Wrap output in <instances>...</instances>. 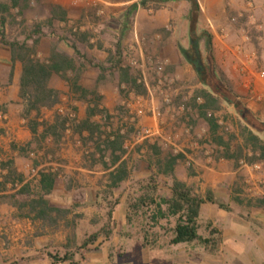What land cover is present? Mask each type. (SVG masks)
<instances>
[{"label":"rangeland","instance_id":"rangeland-1","mask_svg":"<svg viewBox=\"0 0 264 264\" xmlns=\"http://www.w3.org/2000/svg\"><path fill=\"white\" fill-rule=\"evenodd\" d=\"M28 1L18 0V7L3 15L6 18L3 25L5 39L23 40L25 35L36 34L34 30L39 27L40 35H45L53 29L66 43V39L70 38V32L89 30L90 44L94 48L88 44H81L79 47L78 55L83 57L85 66L80 83L82 86L93 88L98 75H102L98 90L103 96V106L110 115L108 119L97 116L93 120L102 123L107 132L121 130L126 135L124 143L126 153L123 160L126 163L128 179L122 182L119 188L111 190L107 187L108 171L99 164H93L89 155L92 145L84 146L77 137L72 138L69 135L60 144L57 159L51 160L57 166L61 178L73 184V194L80 197V201L77 205H73L70 212L61 215L57 224L53 226L52 231L57 234L58 242L62 240L65 232L75 234L80 243L81 238L86 239L97 233L106 236L101 228L110 231L111 219L107 214L109 208L113 209L120 198H124L129 206L127 234L134 237L135 244H138V235L144 236L145 232L150 243L158 239L169 242L174 220L169 219V223L163 221L159 228L158 224L152 225L143 215L146 213L148 216L147 209L136 207L138 197L143 194L142 186L149 181L157 185V192L160 195L167 194L165 184H170V180L161 173L160 168H163V165H159L158 160L164 162L168 156L182 155L174 166V175L179 180L189 183L194 190L207 180L230 176L236 179L237 188L241 191L245 190L243 193L246 198L259 196V193H254L253 189L249 190L251 179H258L256 184L263 186L264 190V162L259 163V169H250L241 167L231 160L218 159L219 153L213 143L211 130L194 107L192 98L195 92L203 87L198 82L194 69L179 51L180 47L188 46L185 14L189 4L186 0L149 1L146 7L138 4L140 0H133L129 5L108 11L104 3L93 6L86 0H77L70 7L68 18L70 21L64 25H50L47 18L42 16L43 4L38 0H33L31 4L27 3ZM197 1L201 9L202 28L208 31L215 28L220 32L221 26L226 24L230 31L228 46L232 48L240 46L242 50L247 48L250 40L245 36L249 37V33L245 29L244 20L232 21L234 14L228 12L227 8L231 0ZM0 2L10 4L11 0H0ZM205 2L211 3L210 10L207 9ZM128 6L131 11L128 16H122L125 23L122 32L110 27L109 19ZM29 17L32 20L27 22L26 19ZM217 22L220 24L218 28L215 25ZM42 29L44 32L41 31ZM118 44H120L121 65L130 68L131 74L138 77V82L142 83L141 89H144L143 94L130 91L125 85L119 87L117 73L104 63L105 51L111 48L115 50ZM215 45L217 46L216 42ZM216 46H213L215 52ZM64 47L60 48L66 51L72 50ZM98 65H102L104 69H100ZM218 66L227 69L223 62L219 61ZM237 66L239 67L238 63ZM259 72H264V69L254 72L255 77L263 81L257 75ZM1 73L0 69V76ZM5 82V79H0L1 91H4L3 89L8 85ZM50 84L62 92V103L52 110L44 111V118H51L55 111L60 110L68 117H73L74 106L77 107V119L84 117L87 104L68 96V88L59 76H53ZM246 88L249 94L247 96L240 94L237 89L235 91L242 96L246 106L247 100L254 96L255 103L260 104L261 107H256V110L252 109V111L264 121V92H254L250 86ZM214 116L220 126L218 134L225 138L235 134L236 139H233V144L241 142L239 133L242 122L232 106L222 103V109L216 111ZM187 128H189L188 132L185 131ZM67 134H70L69 130ZM6 139L8 138H4V141L0 140V147L8 143ZM152 146L159 148L160 153L157 154ZM23 168L25 178L28 182L34 183L38 177L36 170H31L27 166ZM93 195H97L98 199L111 196L110 203L87 202L85 198ZM90 206H94V209L87 208ZM6 222L0 219V246L6 240L12 242V238L16 247L21 246L22 243L33 245L31 240L38 232L37 227H26L27 220L19 218L14 220L12 227L8 229L13 233L8 234ZM39 245L41 247V244ZM40 247L36 250L41 251ZM127 256H129L126 259L128 264H138V246L133 247Z\"/></svg>","mask_w":264,"mask_h":264},{"label":"crops","instance_id":"crops-1","mask_svg":"<svg viewBox=\"0 0 264 264\" xmlns=\"http://www.w3.org/2000/svg\"><path fill=\"white\" fill-rule=\"evenodd\" d=\"M38 1L44 6L42 16L47 18L50 25H64L70 21L68 18L73 0ZM104 1L107 11L133 3V0ZM27 3H33V0H29ZM205 3L207 9L210 10L211 3ZM227 5L228 12L234 15L244 8L243 0H231ZM52 6H58L59 10L64 12V19H52ZM256 6V24L249 25L245 18L242 19L250 37H245L250 41L244 50L240 46L233 48L228 46L230 42L228 25L225 26L226 24H224V26H221L220 32L215 28L210 30L212 46L215 47V42L217 43L216 52L214 51L217 64L219 61L225 64L227 69L222 70L232 81V84L234 82V89H237L244 96L249 95L246 88L248 86L254 92H264L263 81H259L254 75V72L264 69V0H256ZM129 9L130 7L128 6L116 12L115 17L109 19L108 25L122 32V28L125 26L122 16L125 10L127 12ZM59 10L56 9V13ZM31 20V17L26 19L27 22ZM215 25L218 28L220 24L217 22ZM41 31L44 32L43 29ZM86 31L88 32L89 30ZM33 38H38L36 54L42 61L48 59L54 48L58 51H65L60 48L65 46L64 41L56 35L53 29H50L45 35H40V31L36 34L31 33L26 42L30 44ZM119 39L121 40V38ZM90 43L91 38L88 41V45L94 48ZM80 46L81 44L78 43V48ZM112 54L114 55V49H107L105 51V61ZM88 66H90V63ZM0 69L2 72L0 79H5V83L8 84L3 89L4 91L0 90V105L5 107L4 112L0 111V140L4 141V138H8L6 139L8 143L0 147V164L7 160H12L15 170L23 176L22 181L15 179L13 183H6V188L0 192V194L7 197L4 202L0 203V219L7 221L6 232L8 234L13 233V231H8V229L12 227L14 220L19 218L27 220L26 227L38 228L37 234H34L31 240L33 245L22 243L21 246L16 247L13 238L12 242L7 240L2 242L0 246V264H128L126 259L130 255H127L136 246H138V264H264V207L257 202L258 199H264L263 186L256 184L258 179H251L249 190L253 189L254 193H259V196L246 198L243 193L245 190L241 191L240 188H237L238 183L233 176L207 180L195 189L199 194H204L207 190H210L216 200L214 204L204 203L201 205L198 213V234L203 237H213L215 242L213 248L211 245L205 246L196 242L172 245L168 241L165 242L161 239L152 243H144L141 235H138V244H135V241H133L134 237L127 234L129 228L127 223L128 208L124 198L118 199L116 206L112 210L108 236L99 235L93 242H87L82 245L85 238H81L82 242L80 243L75 234L72 235L65 232L62 240L58 242V236L53 233L52 229L61 216H57L55 211L47 210V218L55 219L56 221L53 223L43 221L41 217L37 216L35 211H30L27 196L21 195L16 197L17 200L9 196L26 183L31 190H36L39 170L51 167L52 170L58 172V175L52 194L44 197L48 203L47 207L67 209L70 212L73 209V205H77L80 201V197L73 194V184L61 178L57 166L51 160L57 159L58 150L54 154H46L44 148H33V151H21V148L32 139V134L26 126L25 120L21 117L23 106L22 101L18 97L21 64L17 61L14 63L12 81L8 83L11 70V51L1 42ZM253 98L254 96H251L247 100V107L254 111L256 107L261 106L255 103ZM32 147L34 146L32 145ZM23 166L30 167L31 170H36L38 173L34 183L28 182L27 178H25ZM6 172V169H1L0 167L1 176ZM85 199L87 202L91 201L94 204H99L101 201H109L111 196L106 199H98L97 195H93L91 197L87 196ZM218 204L226 206L228 209L219 208ZM87 208L94 209V206ZM162 223L163 221H160L157 226L161 228L160 225ZM212 230H215V233H210ZM8 238L9 236L6 239ZM39 244H41V247ZM38 247L41 248V251L36 250ZM50 255L67 256V259L54 260Z\"/></svg>","mask_w":264,"mask_h":264},{"label":"trees","instance_id":"trees-1","mask_svg":"<svg viewBox=\"0 0 264 264\" xmlns=\"http://www.w3.org/2000/svg\"><path fill=\"white\" fill-rule=\"evenodd\" d=\"M149 1L167 2L170 0H140L138 4L146 7ZM186 1L189 4L185 14L188 46L186 48L180 47L179 51L192 66L198 82L203 87L195 92L192 101L199 116L211 130L214 137L212 138L213 143L219 153L218 159L231 160L238 165L240 161L248 165L262 163L264 162V121L246 106L242 96L235 91L232 81L218 66L214 57L212 35L210 31L201 27V9L198 1ZM16 7H18V0H11L10 4L0 2V42L11 51V70L8 83L12 81L14 63L17 61L21 64L18 82V97L23 106L21 117L25 120L26 126L32 134V139L25 144V148H21V151L44 148L46 154H54L67 135L72 138L77 137L82 145H92L89 155L93 164H99L108 171L107 187L110 190L119 188L120 184L128 179L126 163L123 160L126 153L124 148L126 135L121 130L107 132L102 123L93 120L97 116L102 119L110 118L107 108L103 106V96L98 90L102 75H98L93 88L82 86L80 83L85 66L83 57L78 55V43L88 44V32L79 30L70 32V38L66 39L65 46L72 50L58 51L54 48L48 59L42 61L36 54L38 38H33L30 44L26 42L29 35H25L23 40L5 39L3 25L6 18L3 15L10 13ZM51 8L52 19H64V12L59 10L58 6ZM56 9L59 10L58 13H56ZM130 11L131 9L124 15L128 16ZM39 31V27L34 30L35 33H39ZM104 63L117 73L119 87L125 85L128 90L135 91L137 94L144 93V89H141L142 83L138 82V77L131 74L130 68L121 65L119 45L114 50V55L109 56ZM98 67L104 69L102 65H98ZM54 75L59 76L65 82L68 88V96L87 104L84 117L81 119H77V107L75 106L73 117H68L61 111H55L51 118L43 117L44 111L52 110L62 103V92L50 85ZM222 103L232 106L242 122L239 133L241 142L233 144V139H236L235 134L230 135L229 138L218 134L220 126L214 113L222 109ZM0 111H5L4 105H0ZM68 130L70 134H67ZM152 148L157 154L160 153V149L156 146H152ZM180 158L182 155L178 154L164 158V162L158 160L159 165H163V168H160L161 173L170 180V184H165L168 192L160 195L157 192V185L149 181L142 186L143 194L138 197L136 207L138 209L145 208L149 211L148 216L146 213L143 215L152 225H157L160 221L169 223V219L174 220L170 230V244L196 242L205 246L211 245L213 248L215 245L213 237H203L198 234V213L201 205L204 203L214 204L216 200L210 190L204 194H199L191 185L176 178L174 166ZM0 167L7 170L4 175H0V192L4 191L6 183H13L15 179L22 181L23 176L15 170L12 160L2 162ZM57 175L58 172L52 170L51 167L43 168L39 170L36 190H31L26 183L9 197L17 200L16 197L27 196L30 211H35L43 221L53 223L56 220L47 218V210L55 211L57 216L68 212L67 209L48 208L47 200L44 199L45 196L52 194ZM6 198L0 194V203L4 202ZM257 202L264 207V199H258ZM218 206L228 209L221 204ZM127 207L129 208V206ZM112 210L109 208L107 214L110 219ZM104 229L102 227L101 231L105 232L107 236L109 230L105 231ZM146 233L143 236V241L149 243ZM210 233H215V230ZM99 235L97 233L89 236L82 245L93 242ZM50 256L54 260L67 259V256Z\"/></svg>","mask_w":264,"mask_h":264},{"label":"built area","instance_id":"built-area-1","mask_svg":"<svg viewBox=\"0 0 264 264\" xmlns=\"http://www.w3.org/2000/svg\"><path fill=\"white\" fill-rule=\"evenodd\" d=\"M86 1L89 5H93V6H96L100 3H104V0H86ZM76 2H77V0H73V3H76ZM243 2H244V8L242 10L238 11L231 18L232 21L245 18V21L247 22V24H249V25L256 24V19H255V14H256V9H257L256 0H243ZM73 30H75V28H73ZM245 37L247 38V36H245ZM257 75L260 79H262L264 81V72H259ZM185 131L188 132L189 128H187ZM239 165L241 167H246V168H250V169H253V168L259 169L260 168L259 163L248 165V164L244 163L243 161H240Z\"/></svg>","mask_w":264,"mask_h":264}]
</instances>
